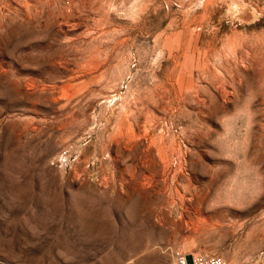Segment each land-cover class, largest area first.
I'll list each match as a JSON object with an SVG mask.
<instances>
[{
  "label": "rangeland",
  "instance_id": "rangeland-1",
  "mask_svg": "<svg viewBox=\"0 0 264 264\" xmlns=\"http://www.w3.org/2000/svg\"><path fill=\"white\" fill-rule=\"evenodd\" d=\"M177 253L264 264V0H0V264Z\"/></svg>",
  "mask_w": 264,
  "mask_h": 264
},
{
  "label": "built area",
  "instance_id": "built-area-1",
  "mask_svg": "<svg viewBox=\"0 0 264 264\" xmlns=\"http://www.w3.org/2000/svg\"><path fill=\"white\" fill-rule=\"evenodd\" d=\"M176 260L179 264H225L218 256L196 255L192 257L176 254Z\"/></svg>",
  "mask_w": 264,
  "mask_h": 264
},
{
  "label": "bare ground",
  "instance_id": "bare-ground-1",
  "mask_svg": "<svg viewBox=\"0 0 264 264\" xmlns=\"http://www.w3.org/2000/svg\"><path fill=\"white\" fill-rule=\"evenodd\" d=\"M163 96V95H162ZM157 97H158V95H157ZM161 97V96H160ZM163 102V101H162ZM130 128V127H129ZM131 131V130H130Z\"/></svg>",
  "mask_w": 264,
  "mask_h": 264
}]
</instances>
